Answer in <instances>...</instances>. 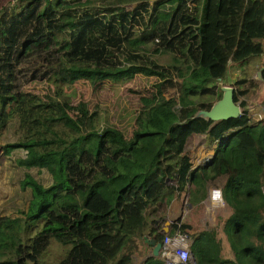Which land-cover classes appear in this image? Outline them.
Instances as JSON below:
<instances>
[{
	"label": "trees",
	"instance_id": "1",
	"mask_svg": "<svg viewBox=\"0 0 264 264\" xmlns=\"http://www.w3.org/2000/svg\"><path fill=\"white\" fill-rule=\"evenodd\" d=\"M262 40L264 0H14L1 8L0 264H39L51 240L68 246L57 264H132L139 239L163 237L172 198L197 205L209 187L223 189L230 213L219 231L182 225L195 264H264V120L247 109L218 121L196 116L221 97L228 62L259 55ZM161 53L168 64L154 58ZM137 74L156 82L140 97L129 136L100 127L95 110L63 93L78 80L97 86ZM34 81L48 92L23 88ZM256 86L237 80L233 100L245 106ZM201 145L213 154L194 166L190 150Z\"/></svg>",
	"mask_w": 264,
	"mask_h": 264
},
{
	"label": "rangeland",
	"instance_id": "2",
	"mask_svg": "<svg viewBox=\"0 0 264 264\" xmlns=\"http://www.w3.org/2000/svg\"><path fill=\"white\" fill-rule=\"evenodd\" d=\"M13 2L14 0H0V9ZM154 58L164 65L171 61V56L165 53L154 55ZM155 82L156 78L154 76H144L141 74L135 75L134 78L124 83L103 82L97 86L91 85L87 80H78L69 86H64L63 93L65 96H68L72 103L75 104L79 101L86 102L91 111L95 110L99 115L100 127L112 125L122 131L125 136H129L135 122V117L141 107L140 97L149 95ZM23 88L40 94L46 93L49 90L46 81L30 82ZM202 99L208 100L210 97L204 96ZM186 204L184 205L185 209L186 207L188 209L189 205L193 207L192 211L188 213L189 217H186L183 224L185 221H187L186 223H190L192 232L204 228L206 224L216 227L219 231L224 223V219L230 213V209L225 203L222 207L212 208L207 213L203 202L192 205L191 199H188ZM204 213L205 217H208L209 220H204ZM218 234L219 237H222L226 254L231 256L223 234L220 232ZM67 249L68 246L51 240L49 246L39 257V264H57L64 257ZM152 263L153 260H149V264Z\"/></svg>",
	"mask_w": 264,
	"mask_h": 264
},
{
	"label": "crops",
	"instance_id": "3",
	"mask_svg": "<svg viewBox=\"0 0 264 264\" xmlns=\"http://www.w3.org/2000/svg\"><path fill=\"white\" fill-rule=\"evenodd\" d=\"M261 48L262 52L259 55L250 56L244 62L229 61L226 75L221 81L233 87L234 83L239 79H254L257 83L255 90L241 98L245 101V106L241 107L239 104V107L241 111L247 109L250 117L264 120V40L261 41ZM205 137L206 135L199 136L198 140L200 141ZM211 154H213V150L206 145L192 147L190 150L191 161L194 166L202 163L204 158ZM188 199L189 198L186 199L185 197L184 199L177 198L176 196L172 198L165 213V220L161 223V231L166 230L167 228L169 231L171 223L181 218L184 221L186 217H189L188 213L192 211L193 206L189 205V208L187 209L186 207L185 209L184 205L187 203ZM202 200L200 203H202ZM203 218L204 220H209V218L205 219V213ZM168 222H170V224H167ZM186 222L187 221H185V223ZM186 224L190 225V223ZM205 226H207V224ZM146 239L147 238H141L138 240L139 249L132 255V264H149L147 263V260L151 257L152 251L151 247L146 242ZM158 259L160 260L159 257ZM161 264L163 263L161 262Z\"/></svg>",
	"mask_w": 264,
	"mask_h": 264
},
{
	"label": "built area",
	"instance_id": "4",
	"mask_svg": "<svg viewBox=\"0 0 264 264\" xmlns=\"http://www.w3.org/2000/svg\"><path fill=\"white\" fill-rule=\"evenodd\" d=\"M218 85L220 88L228 86L222 81H219ZM210 160L211 156L208 155L204 158L203 163H208ZM218 188L220 187H210L207 193L204 195L202 202L205 204L206 213L210 209L212 210V191ZM205 219H208V217H205ZM176 224L177 225L174 232L171 233L170 231H168L163 234V237L160 240L161 247L159 250V258L163 264H195L193 254L190 250L189 232L182 230L183 219L181 218ZM184 252L189 253V259L187 261L180 259Z\"/></svg>",
	"mask_w": 264,
	"mask_h": 264
},
{
	"label": "water",
	"instance_id": "5",
	"mask_svg": "<svg viewBox=\"0 0 264 264\" xmlns=\"http://www.w3.org/2000/svg\"><path fill=\"white\" fill-rule=\"evenodd\" d=\"M241 114V110L239 107V102H235L233 100V87L225 86L221 87V97L217 99L209 110H200L196 114V116H202L204 118L212 119L214 121L228 119V118H236ZM167 224H170L168 222ZM168 232V228L166 230H162L160 233ZM146 242L151 247V257L158 258L159 250L161 247L160 241L156 239L155 236L146 239Z\"/></svg>",
	"mask_w": 264,
	"mask_h": 264
},
{
	"label": "clouds",
	"instance_id": "6",
	"mask_svg": "<svg viewBox=\"0 0 264 264\" xmlns=\"http://www.w3.org/2000/svg\"><path fill=\"white\" fill-rule=\"evenodd\" d=\"M211 201H212V204H211L212 208L222 207L225 203L223 189H220V188L214 189L211 194ZM180 259L187 261L189 259V253L184 252L183 255L180 257Z\"/></svg>",
	"mask_w": 264,
	"mask_h": 264
}]
</instances>
